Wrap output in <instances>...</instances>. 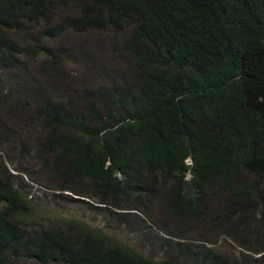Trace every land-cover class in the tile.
I'll use <instances>...</instances> for the list:
<instances>
[{
  "label": "trees",
  "instance_id": "obj_1",
  "mask_svg": "<svg viewBox=\"0 0 264 264\" xmlns=\"http://www.w3.org/2000/svg\"><path fill=\"white\" fill-rule=\"evenodd\" d=\"M27 58L41 74L70 60L98 76L34 110L51 189L154 238L148 221L171 238L163 219L220 216L235 236L255 210L264 229V0H0V69L26 75ZM17 143L27 157L32 140ZM18 181L0 172V264H183L76 219L52 221Z\"/></svg>",
  "mask_w": 264,
  "mask_h": 264
},
{
  "label": "rangeland",
  "instance_id": "obj_2",
  "mask_svg": "<svg viewBox=\"0 0 264 264\" xmlns=\"http://www.w3.org/2000/svg\"><path fill=\"white\" fill-rule=\"evenodd\" d=\"M28 59L30 66L25 70L26 75L19 74L20 70L13 73L0 69V172L21 179L18 181L20 188L32 204L38 206L43 216L57 221L58 224L61 219H76L85 227L111 235L153 259L172 255L183 264H197L193 260V254H177L174 250L172 253L164 246L161 247V240L166 238L181 245L196 246L201 252L209 250L230 264H264V229L261 227L263 218L259 210L246 214L247 220L237 226V237L230 235V223L223 222L220 216L217 222L205 220L192 225L162 218V222L166 223L165 227L172 230L171 238L165 230L148 221L149 232L156 236L154 238L150 233H139L137 229L131 230V227L121 226L114 221L115 224L107 222L108 217L92 201L78 198L69 192L61 193L51 189L53 183L40 174L37 141L42 129L40 123L34 119V110L43 100L58 99L57 96H76L74 90L77 91L81 86H94L98 83V76L83 70L82 65L69 62L70 60L56 66V71H51V76L45 70L41 74L39 63ZM38 60H45V57ZM26 136L32 140L29 147L27 146V157L24 156L23 147L17 143L19 137L23 140ZM5 137H9L10 143L4 140ZM71 199L78 202H71ZM210 206V213L216 215L221 204L217 206L210 202Z\"/></svg>",
  "mask_w": 264,
  "mask_h": 264
}]
</instances>
